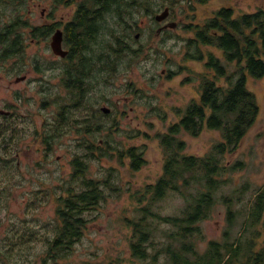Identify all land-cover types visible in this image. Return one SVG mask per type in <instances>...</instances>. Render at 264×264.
<instances>
[{
  "label": "rangeland",
  "instance_id": "1",
  "mask_svg": "<svg viewBox=\"0 0 264 264\" xmlns=\"http://www.w3.org/2000/svg\"><path fill=\"white\" fill-rule=\"evenodd\" d=\"M149 1L150 15L140 11L144 8L130 7L131 14L126 16L137 32L130 33L127 40L130 51L121 52L123 73L118 78L101 80L84 107L74 108L72 94L59 86L58 73L52 74L55 79H44L37 73L38 65L49 64L44 57L48 55V44L39 45L33 28L41 22L42 8L56 7L60 18L72 3L76 7L82 0L56 4L52 0H27L22 6L0 0V37L20 16L15 34L20 33L23 42L20 52L10 59L9 80L27 77L26 82L10 87L14 90L8 93L3 89L5 84L0 83V109L8 94L17 114L8 122L0 114V264H46L48 241L60 223L59 198L80 191L82 182L90 179L102 183L105 198L84 214L88 224L83 237L57 264L152 262V258L133 256L135 233L127 219L140 218L139 208L149 204L150 195L147 201L139 200L164 174L167 155L161 136L180 120L179 111L182 115L192 100H200L203 76L209 72L208 54L213 52L225 62L218 49L192 48L190 41L196 38L195 30L220 9L231 8L237 17L264 8V0H176L167 23H177V30L160 35L155 15L170 8L172 2ZM109 24L108 28L113 29V23ZM121 30L119 35L123 36ZM137 33L141 34L139 39L135 38ZM129 63L132 66L125 69ZM247 87L256 95L260 113L238 150L223 156V163L242 162L245 166L227 174L231 183L218 193L234 195V190L247 184L249 190L234 209L246 205L264 186V78L248 75ZM132 88L137 92L133 93ZM102 106L113 110L110 117H103L99 111ZM116 120L120 125L112 126ZM99 125V131L86 132ZM107 128H112L111 132ZM178 138L186 143L184 154L196 157L206 156L223 140L220 131L208 128L196 137L183 131ZM131 150L141 153L146 161L138 170L132 167ZM77 157L86 165L82 177H74ZM180 188L185 191L182 185ZM185 205V196L173 192L154 203L158 212L170 216H180ZM228 211V206L219 201L211 216L199 224L204 233L200 250H205L210 241H223L230 224ZM232 235L242 237L244 245L253 246L255 253L264 247L263 222L253 231L246 225L242 230L237 226ZM148 251L154 254L153 248Z\"/></svg>",
  "mask_w": 264,
  "mask_h": 264
},
{
  "label": "trees",
  "instance_id": "2",
  "mask_svg": "<svg viewBox=\"0 0 264 264\" xmlns=\"http://www.w3.org/2000/svg\"><path fill=\"white\" fill-rule=\"evenodd\" d=\"M26 1L9 0L21 6ZM175 1L171 0V10ZM80 6L121 8L125 18L131 14L125 10L130 7L149 9L151 1L82 0ZM19 18L11 25V31H16L15 28L20 25ZM199 28L197 37L200 46L218 49L225 62L213 52L208 54L206 67L209 72L203 76L200 100H192L182 115L179 111L180 120L161 136L167 155L165 171L139 200L147 201L150 197L149 204L139 208L140 218L127 219L135 233L131 249L134 257L152 258L148 264H264V247L255 253L253 246L244 245L242 237L237 239L232 235L237 226L242 230L246 225L248 230L253 231L262 222L264 224V186L246 205L236 209L235 203L238 199L241 201V196L249 190L247 184L234 190V195L218 194L231 183L226 175L245 166L242 162L223 163V156L238 150L260 113L257 97L247 87V76L264 78V8L236 17L233 9L224 7ZM190 45L197 48L195 39L190 41ZM200 56H204L201 50ZM230 68H233L232 72ZM72 105L82 106L79 100H73ZM100 128L96 126L86 132L91 134ZM205 128L220 131L223 140L215 144L206 156L184 154L186 143L178 135L184 131L196 137ZM110 129L107 128L109 132ZM129 154L133 169L138 170L146 163L141 153L131 150ZM78 159L75 161L74 177L84 176L86 168ZM101 184L97 180H86L82 182L80 191H67L68 196L59 198L57 214L60 223H57L55 235L48 241L49 261L46 264H57L58 259L81 240L88 224L84 214L105 198ZM181 185L185 191L180 188ZM170 192L180 193L186 198L180 216L163 215L154 206ZM219 201L228 206L229 228L222 242L210 241L205 250H200L199 242L204 240V233L199 224L211 216ZM161 224L166 228H161ZM150 248L154 250L153 255L148 251Z\"/></svg>",
  "mask_w": 264,
  "mask_h": 264
},
{
  "label": "flooded vegetation",
  "instance_id": "3",
  "mask_svg": "<svg viewBox=\"0 0 264 264\" xmlns=\"http://www.w3.org/2000/svg\"><path fill=\"white\" fill-rule=\"evenodd\" d=\"M61 1L64 0H52L54 4L57 2L61 3ZM41 6L42 4L40 3L39 7ZM130 10L125 11L128 13ZM140 11L146 15L151 14L149 9H141ZM124 13L121 8H88L80 5L73 7L72 3V7H68V13L58 18V9L56 7L42 8L40 11L41 22L34 25L33 34L36 38L35 40H39V45L48 44L46 46L48 55L44 57L49 59V64L38 65L36 67L37 73H40L44 79L45 76L55 79L52 74L58 73L60 78L59 86L72 94L71 102L79 100L82 104L81 107H84L85 102H88V97L95 92V88L101 83V80L118 78L123 73L121 72V52L130 51L131 47L127 40L131 36L130 33L137 32L132 24L127 22V18H123L125 16ZM107 15L115 17L109 18ZM171 19L172 16L170 14L167 19L162 23L160 22L157 30L158 35L177 30L178 26L176 28L169 27L170 22H167ZM109 23H113V29L108 28ZM121 27L124 29L123 36L119 35L120 31H122ZM200 30L199 27L195 30L197 48H200L199 37H197ZM10 31V26H7L1 32L0 37V47L2 46V52L0 53V83L5 84L3 89L7 93L14 90V88L10 87L27 81L26 76L17 77L16 82L9 80L10 59L15 57L20 52V48L23 47L22 35L20 33L15 34V31H11L12 33ZM57 32H62V50L66 52L65 56L56 54L53 49V37ZM140 36L141 34L137 33L135 38L139 39ZM123 38H126V40ZM16 43L17 46H14ZM131 66L132 63H129L125 69H129ZM131 91L133 93L137 92L133 88ZM7 98L8 94L4 99L3 108L0 109V114L8 122L15 119L17 114L13 101L10 103ZM77 107L79 108V106ZM106 108L109 109L107 112L104 110ZM99 111L103 117H110L113 113V110L107 106L100 107ZM86 122H89L88 119ZM113 122L112 126L120 125L118 120ZM100 126L102 125L98 127Z\"/></svg>",
  "mask_w": 264,
  "mask_h": 264
},
{
  "label": "water",
  "instance_id": "4",
  "mask_svg": "<svg viewBox=\"0 0 264 264\" xmlns=\"http://www.w3.org/2000/svg\"><path fill=\"white\" fill-rule=\"evenodd\" d=\"M169 15H170V8L167 7V8H165V10L163 12L159 13L156 16V20L158 22H163L165 19L168 18ZM176 26H177V23L169 24L170 28H176ZM62 40H63L62 32H57L53 37L52 46H53V49H54L56 54L61 55V56H65L66 52H64L62 50ZM104 110L107 112L109 109L106 108Z\"/></svg>",
  "mask_w": 264,
  "mask_h": 264
}]
</instances>
